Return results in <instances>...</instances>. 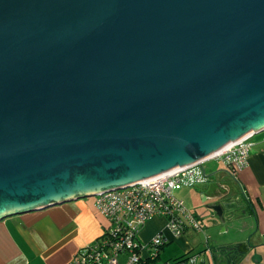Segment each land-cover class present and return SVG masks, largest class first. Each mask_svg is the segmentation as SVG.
I'll use <instances>...</instances> for the list:
<instances>
[{"label": "water", "instance_id": "95a60500", "mask_svg": "<svg viewBox=\"0 0 264 264\" xmlns=\"http://www.w3.org/2000/svg\"><path fill=\"white\" fill-rule=\"evenodd\" d=\"M261 131L264 0H0V220L191 168ZM218 192L208 209L240 232L236 192Z\"/></svg>", "mask_w": 264, "mask_h": 264}, {"label": "crops", "instance_id": "0c3cea01", "mask_svg": "<svg viewBox=\"0 0 264 264\" xmlns=\"http://www.w3.org/2000/svg\"><path fill=\"white\" fill-rule=\"evenodd\" d=\"M263 132L249 137L247 164L236 174L220 158H209L191 167L195 174L204 171L205 183L195 184L185 176L174 186L171 195L184 202L202 229H187L183 236L175 237L164 218H151L139 232V242L146 244L158 234L167 239L151 264H178L193 254H200L195 264H216L214 256L220 250L238 244L246 246L241 249L244 255L237 264H264ZM254 136L257 137L252 140ZM219 186L236 192V198L225 201L244 210V214L236 211L243 225L240 232L235 233L229 223H220L208 209L218 202ZM87 199L90 198L0 220V264H69L80 249L95 243L107 227V221L94 208V200Z\"/></svg>", "mask_w": 264, "mask_h": 264}, {"label": "built area", "instance_id": "2783aa9c", "mask_svg": "<svg viewBox=\"0 0 264 264\" xmlns=\"http://www.w3.org/2000/svg\"><path fill=\"white\" fill-rule=\"evenodd\" d=\"M250 145L249 138H245L214 158H220L234 175L246 166ZM185 176L195 184L206 182L204 171L195 174L188 168L94 197V208L107 221V227L95 243L80 249L69 264H151L167 243L161 234L146 244L139 242V232L153 217L164 218L175 237L183 236L187 229L201 231L196 216L182 200L171 195ZM196 259L197 256H190L182 264H195Z\"/></svg>", "mask_w": 264, "mask_h": 264}, {"label": "rangeland", "instance_id": "374dc122", "mask_svg": "<svg viewBox=\"0 0 264 264\" xmlns=\"http://www.w3.org/2000/svg\"><path fill=\"white\" fill-rule=\"evenodd\" d=\"M263 134H264V132H263ZM257 136H254L253 138H252V140H255V138H256ZM180 185H177L176 187H179ZM87 200H94V197H90V199H87ZM200 200H202V198H200ZM240 211V210H239ZM9 218V217H8ZM202 227V226H201ZM192 256H197V257H199L200 256V254L198 255V254H193ZM199 259H200V257H199Z\"/></svg>", "mask_w": 264, "mask_h": 264}, {"label": "bare ground", "instance_id": "6f19581e", "mask_svg": "<svg viewBox=\"0 0 264 264\" xmlns=\"http://www.w3.org/2000/svg\"><path fill=\"white\" fill-rule=\"evenodd\" d=\"M231 144H233L232 142H231ZM231 144H228L227 146H225V148H222V149H227L228 147H230L231 146ZM127 188H130V186H128V187H124V188H122V189H127ZM122 189H117V190H122ZM117 190H113V191H117ZM108 192H111V191H108ZM105 193H107V192H105ZM103 194V193H102Z\"/></svg>", "mask_w": 264, "mask_h": 264}, {"label": "trees", "instance_id": "16d2710c", "mask_svg": "<svg viewBox=\"0 0 264 264\" xmlns=\"http://www.w3.org/2000/svg\"><path fill=\"white\" fill-rule=\"evenodd\" d=\"M190 257V256H189ZM188 259V257H186L185 259H183L182 261H180L178 264H182L183 261H186Z\"/></svg>", "mask_w": 264, "mask_h": 264}]
</instances>
